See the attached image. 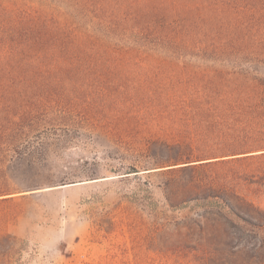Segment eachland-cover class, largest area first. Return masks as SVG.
I'll list each match as a JSON object with an SVG mask.
<instances>
[{
  "label": "trees",
  "instance_id": "trees-1",
  "mask_svg": "<svg viewBox=\"0 0 264 264\" xmlns=\"http://www.w3.org/2000/svg\"><path fill=\"white\" fill-rule=\"evenodd\" d=\"M207 65L217 84L205 99L206 88L187 86ZM263 69L264 0H0V207L18 206L28 198L18 194L43 182L50 148L43 132L95 135L114 127L95 120L85 128L91 117L80 89L123 78L134 84L122 92L130 105L125 119L170 122L177 137H227L233 119L264 108ZM177 70L189 73L185 83L171 82ZM253 145L249 153L261 154L250 157L264 159V142ZM190 146L168 147L160 172L190 180L171 182L164 199L172 209L185 195L201 204L169 224L163 253L175 248L187 264H264V179L251 199L205 185L196 173L222 163L183 151ZM239 151L232 155L248 153Z\"/></svg>",
  "mask_w": 264,
  "mask_h": 264
},
{
  "label": "rangeland",
  "instance_id": "rangeland-1",
  "mask_svg": "<svg viewBox=\"0 0 264 264\" xmlns=\"http://www.w3.org/2000/svg\"><path fill=\"white\" fill-rule=\"evenodd\" d=\"M212 71L209 65L198 69V80H191L187 88H206L203 98H214L217 82ZM139 75L155 77L154 72ZM188 75L177 70L171 82L183 84ZM257 77L264 84V69ZM123 80H103L79 91V104L91 117L85 128L104 120L112 121L111 130L95 135L86 130L42 133L50 147L42 162L43 182L18 194L28 197L18 206L0 207V264H187L186 255L175 248L163 253L160 246L172 232L169 224L201 204L186 201L185 195V203L172 209L164 199L171 182L190 180L188 173L168 176L159 170L172 155L168 147L177 142L190 144V150L183 151L195 153L197 159L217 157L211 162L222 163L196 173L199 182L255 197L256 183L264 179V159L250 157L261 153L249 152L255 151V142H264V108L233 119L227 137H177L169 131L170 122L125 119L130 105L122 92L134 84ZM152 142L156 143L149 148ZM239 142L247 145L227 147ZM234 150L248 153L235 156ZM132 168L137 172L131 173Z\"/></svg>",
  "mask_w": 264,
  "mask_h": 264
}]
</instances>
